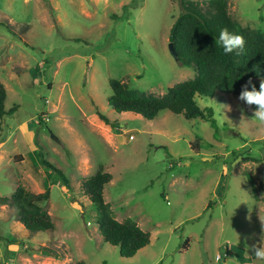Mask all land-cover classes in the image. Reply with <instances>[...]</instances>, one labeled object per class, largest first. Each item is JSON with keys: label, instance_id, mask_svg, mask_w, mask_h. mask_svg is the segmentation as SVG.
Returning a JSON list of instances; mask_svg holds the SVG:
<instances>
[{"label": "rangeland", "instance_id": "374dc122", "mask_svg": "<svg viewBox=\"0 0 264 264\" xmlns=\"http://www.w3.org/2000/svg\"><path fill=\"white\" fill-rule=\"evenodd\" d=\"M227 1L241 27L264 32V0ZM181 11V0H0V80L6 111L17 107L0 118V198L19 186L49 188L43 207L55 225L32 233L16 207L0 203V264H262L254 261L264 238L256 106L217 92L196 98L211 119L164 111L147 120L108 102L113 79L161 96L195 77L169 49ZM262 80H251L257 90ZM101 166L112 175L104 198L115 218L151 235L132 258L103 240L98 207L81 189Z\"/></svg>", "mask_w": 264, "mask_h": 264}, {"label": "trees", "instance_id": "16d2710c", "mask_svg": "<svg viewBox=\"0 0 264 264\" xmlns=\"http://www.w3.org/2000/svg\"><path fill=\"white\" fill-rule=\"evenodd\" d=\"M181 7L169 39L174 44L180 64L195 68V77L174 85L161 96L133 90L125 82L113 79L108 102L116 112L133 113L154 120L161 112L169 111L186 119L208 120L212 118V111L202 110L196 102L197 97L211 98L217 92L239 95L249 80L264 79V32L241 27L232 18L227 0H209L204 5L181 0ZM223 28L244 37L245 48L239 55L235 52L224 54L217 43ZM6 99L7 91L0 80V118L13 114L17 109L13 107L6 111ZM99 116L108 125L112 124L107 116L102 113ZM39 157L43 166L55 172L60 185L69 192L71 183L66 174L48 162L42 150ZM111 181L112 175L101 166L96 174L82 180L81 189L98 207V226L103 240L118 247L121 256L132 258L150 244L151 235L132 218L122 222L115 218L104 198L105 187ZM249 182L253 184L250 178ZM49 198V188L43 194H34L19 186L11 199L0 198V203L16 207L18 220L24 227L32 233H39L55 229L52 216L43 207ZM77 264L86 263L81 261Z\"/></svg>", "mask_w": 264, "mask_h": 264}, {"label": "clouds", "instance_id": "9594fccd", "mask_svg": "<svg viewBox=\"0 0 264 264\" xmlns=\"http://www.w3.org/2000/svg\"><path fill=\"white\" fill-rule=\"evenodd\" d=\"M217 43L226 55L234 52L239 55L245 48L244 37L229 31L227 28L220 30ZM238 99L249 107L255 105L256 108L253 111V116L259 122L264 123V80L260 82L259 90L249 80L242 86ZM254 261H260L264 264V238L261 240V246L255 249Z\"/></svg>", "mask_w": 264, "mask_h": 264}, {"label": "water", "instance_id": "95a60500", "mask_svg": "<svg viewBox=\"0 0 264 264\" xmlns=\"http://www.w3.org/2000/svg\"><path fill=\"white\" fill-rule=\"evenodd\" d=\"M169 49H170V52H171V54L173 55V57H174L176 60H178V54H177V52H176V49H175L173 43H170V45H169Z\"/></svg>", "mask_w": 264, "mask_h": 264}, {"label": "built area", "instance_id": "2783aa9c", "mask_svg": "<svg viewBox=\"0 0 264 264\" xmlns=\"http://www.w3.org/2000/svg\"><path fill=\"white\" fill-rule=\"evenodd\" d=\"M132 138V137H131Z\"/></svg>", "mask_w": 264, "mask_h": 264}]
</instances>
